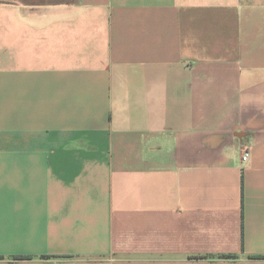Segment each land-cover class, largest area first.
Wrapping results in <instances>:
<instances>
[{"label": "crops", "instance_id": "obj_1", "mask_svg": "<svg viewBox=\"0 0 264 264\" xmlns=\"http://www.w3.org/2000/svg\"><path fill=\"white\" fill-rule=\"evenodd\" d=\"M0 264H264V0H0Z\"/></svg>", "mask_w": 264, "mask_h": 264}, {"label": "built area", "instance_id": "obj_2", "mask_svg": "<svg viewBox=\"0 0 264 264\" xmlns=\"http://www.w3.org/2000/svg\"><path fill=\"white\" fill-rule=\"evenodd\" d=\"M251 153V148L248 146H244L241 148V160L243 163H246L249 159Z\"/></svg>", "mask_w": 264, "mask_h": 264}, {"label": "trees", "instance_id": "obj_3", "mask_svg": "<svg viewBox=\"0 0 264 264\" xmlns=\"http://www.w3.org/2000/svg\"><path fill=\"white\" fill-rule=\"evenodd\" d=\"M225 258H229V257H225ZM19 259H23V258H18L17 260H19Z\"/></svg>", "mask_w": 264, "mask_h": 264}]
</instances>
